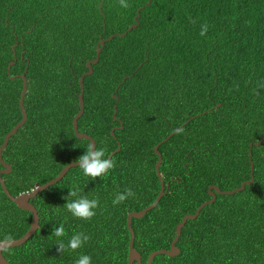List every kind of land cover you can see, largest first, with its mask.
<instances>
[{"label": "trees", "instance_id": "trees-1", "mask_svg": "<svg viewBox=\"0 0 264 264\" xmlns=\"http://www.w3.org/2000/svg\"><path fill=\"white\" fill-rule=\"evenodd\" d=\"M127 2L121 8L119 0H0V146L23 118L24 81L11 76L27 69L28 80V119L3 151L12 165L2 174L11 194L45 184L91 146L77 137L73 120L80 77L101 39L99 61L84 78L78 125L107 158L121 145L105 175L92 179L72 167L33 197L39 227L4 255L12 264H75L81 255L92 264H127L128 214L156 200L161 182L154 147L179 128L159 147L165 195L133 218L143 264L152 251L170 248L183 217L211 198V185L233 190L250 180L252 162L254 182L217 195L183 227L178 255L159 254L152 264H264V140L250 145L264 136V0ZM73 188L98 201L90 220L68 213ZM128 190L134 195L114 206L116 194ZM31 223L32 213L0 183V236L18 239ZM61 224L65 245L77 232L89 240L76 251H59L52 230Z\"/></svg>", "mask_w": 264, "mask_h": 264}, {"label": "water", "instance_id": "water-1", "mask_svg": "<svg viewBox=\"0 0 264 264\" xmlns=\"http://www.w3.org/2000/svg\"><path fill=\"white\" fill-rule=\"evenodd\" d=\"M140 17V9L138 11V15L136 16L135 20L138 21V18ZM138 26V22H136L135 24H132L130 26V28L128 29V31L132 30L133 28ZM114 35H112L110 38L111 39ZM106 39H101L98 43V50H97V55L95 57V59L88 61L87 66L89 68V71L85 72L79 80L80 86H81V92L79 93V105H80V110L79 112L75 115L74 120H73V125H74V130L76 132V135L78 138H83V139H87L91 142V145H95V147H97V143L96 140L89 134L85 133V132H81L79 130V119L80 117L84 114L85 111V101H84V78L87 75H90L93 73V64L98 63L99 58H100V54L102 52V49L105 45ZM16 63V59L11 61L9 63L8 66V71L9 74L11 73V68L12 66ZM26 71L27 69L24 71V73H22L21 75H12L11 78L14 79L16 77H21L24 81V86H23V90L21 93V97H20V107L23 113V118L20 122H18L13 129L7 133V135L4 138V142L3 144L0 146V163L2 165V169H0V183L1 186L4 190V192L7 194V196L21 209L29 211L32 213V223H31V227L29 228V230L20 238L18 239H14L16 241L15 246H19L22 245L23 243H25L27 240H29L34 233L37 231L38 227H39V213H38V209L36 208V206L31 202V199L33 197H35L37 194H39L41 191H43L44 189L50 187L51 185L57 183L58 181H60L66 174L67 172L72 168V167H76L75 161L69 163L68 165H66L62 171L59 173L58 176H56L55 178L51 179L50 181L46 182L43 185H39L37 187H35L34 189L30 190V191H25L22 192L16 196L12 195L11 192L8 190V187L4 181V179L2 178V174H8L11 172L12 170V165L9 162H6L3 159V151L4 149L7 147L10 138L16 134V132L26 123L27 119H28V113L27 110L24 106V100H25V95L28 89V80L26 78ZM115 98L118 99L117 95H113ZM115 109H117V104L115 105ZM115 116V115H114ZM116 117V116H115ZM179 130L176 129L173 133H171L168 137H166L164 140H162L161 142H159L157 145H155L154 150L155 152L158 154V161L156 163V170H157V174L160 178V182H161V190L156 198V200L150 204L149 206H147L146 208H144L143 210L140 211H133L130 212L128 214V227L129 230L131 232V239H130V243H129V257H128V263L127 264H143L142 262V255L141 253L134 247V241H135V233L133 230V226H132V222H133V218H142L149 210H151L152 208L156 207L157 204L160 202L161 198L165 195L166 193V182L161 174V165L163 162V155L162 153L159 151V147L162 143H164L165 141H167L174 133H176ZM112 132L114 133V130H112ZM264 140V136L261 137V139L255 143H251V147L255 144V145H261L262 142ZM121 149V145L119 144V147L117 150L113 151L110 156L109 159H112L113 155L118 152ZM252 154H250V158ZM254 182V164L253 162L251 163V179L250 180H246L244 181L240 187H237L233 190H222L218 185H211L209 187V195L211 196V198L205 202H203L196 210V212L194 214L190 213L187 214L183 217L182 221L176 226V236L173 239V241L171 242V246L169 249H158V250H154L150 253L148 260L146 262V264H152L154 258L159 255V254H166L168 256H176L178 255V253L180 252L179 247L177 246V242L181 236L182 233V229L183 227L186 225L188 220H194L196 219L202 209L215 202V200L217 199V195H232L235 194L237 192L243 191L247 185H250ZM0 264H12L4 255V253L2 255H0Z\"/></svg>", "mask_w": 264, "mask_h": 264}, {"label": "clouds", "instance_id": "clouds-1", "mask_svg": "<svg viewBox=\"0 0 264 264\" xmlns=\"http://www.w3.org/2000/svg\"><path fill=\"white\" fill-rule=\"evenodd\" d=\"M119 6L121 8H127V0H119ZM207 33V25L201 26L200 35L204 36ZM16 55V54H15ZM76 168L80 169L85 177L92 179L105 175L109 170L115 166V161L107 158L106 151L103 148H96L95 145H91L85 149L84 154L77 157ZM69 197L74 199L67 200L66 209L71 216L81 219L90 220L95 214V209L98 207V201L96 199H89L86 196H78V190L73 188L69 193ZM134 193L131 190L126 192H118L113 199V205H119ZM52 235L61 240L65 235V229L63 225H53ZM89 240L87 235L83 233H74L67 241V245L61 242L58 244L59 251H76L83 247V245ZM16 241L10 234L0 236V255L3 254L4 249H11L15 245ZM75 264H92V258L89 255H81L75 261Z\"/></svg>", "mask_w": 264, "mask_h": 264}, {"label": "bare ground", "instance_id": "bare-ground-1", "mask_svg": "<svg viewBox=\"0 0 264 264\" xmlns=\"http://www.w3.org/2000/svg\"><path fill=\"white\" fill-rule=\"evenodd\" d=\"M39 186V185H38ZM37 187V186H36Z\"/></svg>", "mask_w": 264, "mask_h": 264}]
</instances>
